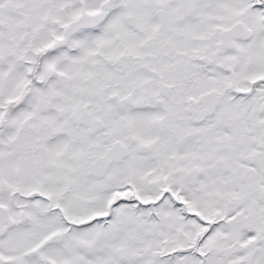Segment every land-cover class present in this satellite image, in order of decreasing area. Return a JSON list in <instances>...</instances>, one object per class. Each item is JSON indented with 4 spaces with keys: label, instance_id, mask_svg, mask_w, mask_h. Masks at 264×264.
<instances>
[{
    "label": "snow or ice",
    "instance_id": "obj_1",
    "mask_svg": "<svg viewBox=\"0 0 264 264\" xmlns=\"http://www.w3.org/2000/svg\"><path fill=\"white\" fill-rule=\"evenodd\" d=\"M0 264H264V0H0Z\"/></svg>",
    "mask_w": 264,
    "mask_h": 264
}]
</instances>
